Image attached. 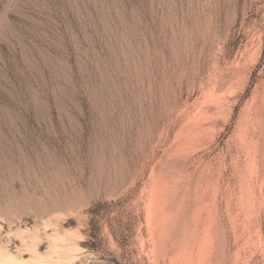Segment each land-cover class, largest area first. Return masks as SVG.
Returning a JSON list of instances; mask_svg holds the SVG:
<instances>
[{"label":"rangeland","instance_id":"1","mask_svg":"<svg viewBox=\"0 0 264 264\" xmlns=\"http://www.w3.org/2000/svg\"><path fill=\"white\" fill-rule=\"evenodd\" d=\"M0 254L264 264V0H0Z\"/></svg>","mask_w":264,"mask_h":264},{"label":"bare ground","instance_id":"2","mask_svg":"<svg viewBox=\"0 0 264 264\" xmlns=\"http://www.w3.org/2000/svg\"><path fill=\"white\" fill-rule=\"evenodd\" d=\"M57 236V235H56ZM32 240H33V238H32ZM36 241V240H35ZM35 243V242H34ZM33 245V244H32ZM32 248V247H31ZM34 248H35V246H34ZM62 250V249H61ZM57 251H59V250H57ZM56 251V252H57ZM60 252L61 251H59L58 252V254H60ZM39 257V256H38ZM61 261V260H60ZM64 261V260H63ZM62 261V262H63ZM28 262V261H27ZM17 263H19V262H15L14 261V259L12 258V257H9V256H5V255H1L0 254V264H17ZM36 263V262H35ZM64 263H65V261H64ZM23 264V263H22ZM24 264H28V263H24Z\"/></svg>","mask_w":264,"mask_h":264}]
</instances>
